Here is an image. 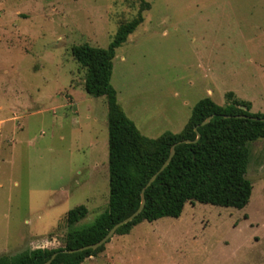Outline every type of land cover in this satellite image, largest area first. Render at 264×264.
Masks as SVG:
<instances>
[{
	"label": "rangeland",
	"instance_id": "1",
	"mask_svg": "<svg viewBox=\"0 0 264 264\" xmlns=\"http://www.w3.org/2000/svg\"><path fill=\"white\" fill-rule=\"evenodd\" d=\"M111 82L148 137L179 132L226 94L264 113V0H147ZM140 0H0V255L65 246L108 206V107L85 89L74 45L107 47ZM243 208L187 202L179 217L115 233L82 264H264V138L248 144ZM85 204L69 226L66 213Z\"/></svg>",
	"mask_w": 264,
	"mask_h": 264
},
{
	"label": "trees",
	"instance_id": "2",
	"mask_svg": "<svg viewBox=\"0 0 264 264\" xmlns=\"http://www.w3.org/2000/svg\"><path fill=\"white\" fill-rule=\"evenodd\" d=\"M150 7L147 0H140L137 15L119 24L107 47L85 42L71 48L74 59L86 69L87 93L105 97L108 107V206L92 223L70 229L65 246L2 254L0 264H44L53 254L56 256L50 264H82L100 252L104 244L96 249L71 250L100 241L116 223L140 207L144 186L168 158L173 144L171 161L144 191L142 211L120 226L117 234L129 233L142 221L179 217L187 202L235 208L249 203L253 184L246 176L248 144L264 138V121L260 119L264 113L251 111L250 102L233 92L226 94L225 104L206 96L193 106L181 131H165L155 138L144 135L120 104L111 82L116 49L144 21L143 11ZM209 115H213L211 120L201 125ZM184 139L191 141L180 142ZM87 213L85 204L77 205L67 211L66 222L73 226Z\"/></svg>",
	"mask_w": 264,
	"mask_h": 264
},
{
	"label": "water",
	"instance_id": "3",
	"mask_svg": "<svg viewBox=\"0 0 264 264\" xmlns=\"http://www.w3.org/2000/svg\"><path fill=\"white\" fill-rule=\"evenodd\" d=\"M212 117H213V115H209L207 118H205L201 122V125L207 124L211 120ZM260 119L264 121V117H261ZM189 141H191V140L184 139V140H181L180 142H189ZM175 145L176 144H173V146L171 148V152H170L168 158L165 160V162L162 164V166L159 168V170L150 177V179L148 180L147 184L144 186V188L142 190V202H141L140 207L134 213H132L130 216H128L125 219L121 220L120 222L116 223L100 241H98V242H96L94 244L83 246V247L78 248V249H72L71 251L83 250V249H87V248H93V249L98 248L99 246L105 244L116 233L117 229L120 226L132 221L137 215H139V213L142 211V209L144 207V204H145V197H144L145 189L153 183V181L156 179L157 175L161 171H163L165 169V167L168 165V163L171 161V159H172V157L174 155V152H175ZM55 256H56V254H53V256L49 260H47L44 264H50L52 262V260L55 258Z\"/></svg>",
	"mask_w": 264,
	"mask_h": 264
},
{
	"label": "crops",
	"instance_id": "4",
	"mask_svg": "<svg viewBox=\"0 0 264 264\" xmlns=\"http://www.w3.org/2000/svg\"><path fill=\"white\" fill-rule=\"evenodd\" d=\"M119 100V99H118ZM124 109V108H123ZM125 111V110H124Z\"/></svg>",
	"mask_w": 264,
	"mask_h": 264
}]
</instances>
